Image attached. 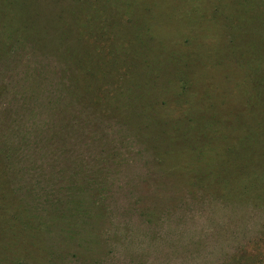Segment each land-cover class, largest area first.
<instances>
[{
  "label": "rangeland",
  "instance_id": "374dc122",
  "mask_svg": "<svg viewBox=\"0 0 264 264\" xmlns=\"http://www.w3.org/2000/svg\"><path fill=\"white\" fill-rule=\"evenodd\" d=\"M136 6L142 10L135 7L125 17L122 10L109 32L82 45L91 68H101L92 84L111 86V96L124 100L129 64L139 57L132 108L156 98V113L162 109L182 123L187 114L202 125L217 122L239 146L251 134L254 142L244 155L254 171L261 170L264 0H140ZM75 8L74 0H22L13 11L0 9V29L29 26L43 40L37 49L17 44L0 57V88L8 90L0 99V264H32L24 259L25 248L40 264V246L60 257L54 264H233L244 254L256 259L264 250L254 244L264 240V184L258 190L252 185L256 191L246 202L192 196L183 166L172 156L161 158L168 147L166 138L157 139L158 127L154 147L161 152L154 154L145 134L138 141L132 128L119 125L113 113L119 101L107 111L49 103L52 86L64 75L49 37L64 42L56 30L66 20L60 12H71L73 22ZM46 45L50 51L43 55ZM40 76L46 80L41 94ZM187 82L194 91L188 92ZM158 158L163 166L156 165ZM194 162L206 169L202 159ZM170 169L181 174L170 175ZM85 176L94 181L79 199L92 215L71 220L77 234L70 239L61 233L64 222L52 224V208ZM27 218V225L16 223Z\"/></svg>",
  "mask_w": 264,
  "mask_h": 264
},
{
  "label": "trees",
  "instance_id": "16d2710c",
  "mask_svg": "<svg viewBox=\"0 0 264 264\" xmlns=\"http://www.w3.org/2000/svg\"><path fill=\"white\" fill-rule=\"evenodd\" d=\"M117 1L121 5L120 7L116 6ZM138 1L140 2V0H74L76 10L73 13V22L70 20L71 12L69 15L60 12L61 17H64L66 20L63 23L59 22L60 25H56V30L62 32L63 37L61 39L64 42L57 43L58 39L48 37L50 39L49 45L51 43L55 45L52 50L55 51V58L62 65L61 70L64 72V75L55 86H52L56 88L49 94L51 96L49 103L62 105L64 100L68 102L65 104V108L74 107V105L89 108L93 105L99 107L101 111H107V105L109 106L111 101L115 104L114 100H117L121 103V107H114L113 113L119 116V125H128V127L132 128L138 141L144 139L145 134L146 139L151 144V150L156 149L154 154L161 152L157 147H154V145H157V140L154 137L156 133H154L153 127H158L161 135L156 137L163 140L166 138V145L168 147V149L163 150L165 156L162 154L161 158L172 156L174 160H177L178 166H183L182 170L187 171L188 175H186L187 186L185 188H187V192H190L192 196L198 195L197 193H203L205 196L221 198L226 201H249L251 191H256L253 187L258 184V190L262 188L259 186L264 184V167L261 170L254 171L252 166L249 165L251 164L250 157L244 155L245 150L251 148L253 145L254 141L253 137H250L251 134L243 138L244 142L239 146V140L230 135H225L221 129H218L217 122H206L207 124L202 125L197 120V116L191 114L188 116L187 109H185L187 110V118L183 121L184 123L177 122L178 119L176 117L173 118L168 114H160L162 109L160 112L157 110L156 113V105L154 104L156 103V98H152L151 100L146 98L142 103L132 108L130 106L134 101L132 93L139 89L135 80L136 66L134 65L139 57L136 59L132 58V63L129 64L131 77L125 86L127 94L124 100L122 97H118L117 94L111 96V86L103 87L92 84L91 78L93 76L94 78L98 77L96 71L101 76V68H91L87 57L88 54H84L85 50H83L82 45L84 46V43L88 39L100 38L104 33L109 32L111 27L116 23L114 20L121 18L122 10H124V17L131 15V11L135 7L141 11L142 9L136 6ZM21 2L22 0H0V9L13 11V8L17 7L18 3ZM98 17H100V23ZM128 21L129 18L125 22ZM42 42L41 32L40 35L37 32L30 33L29 26L25 27L19 24L7 26L0 29V57L2 58L5 54H9V48L14 45L21 44L33 50L37 49ZM40 50L43 55L45 54L44 52L50 51L47 45L43 48L40 47ZM44 81H46L45 78L40 76V94L46 88H43ZM91 85L94 86V89H92ZM175 88L173 87V89ZM188 90V92H191L195 88L192 89L189 84ZM7 91L6 87L0 88V99ZM48 93L50 92L48 91ZM19 94L21 93L17 92L16 95ZM21 97H25V100L22 101L27 102L30 95L24 92ZM162 101H166L165 97ZM186 102L189 103L187 99ZM155 119L161 120V124L155 123ZM150 127L152 128L151 130H149ZM143 130L144 133H142ZM146 130H149V132ZM38 143H40L39 140ZM218 146H221L224 150L219 149ZM214 154H217L221 158V162L216 161ZM111 158L116 159L114 156ZM161 158H158L160 162L155 161L157 166H163ZM201 159L207 164L205 170L197 169L195 166L194 161ZM247 161L249 162L248 164H246ZM169 173L170 175L178 176L180 171L170 169ZM182 175H184L183 171ZM73 179H75V176ZM83 179V182L79 184L74 182L71 187H67V191L70 192L67 199L52 208L53 215L55 216L52 224L56 226L62 225L64 222L61 233L70 239H72L74 234H77L74 233V228L76 227L71 220L78 217L90 218L92 215L86 208L87 201L79 198H83V194L85 193L84 188H89L94 179H90L88 176H85ZM252 181H254L253 184ZM255 197H257L256 194ZM257 200L259 203L256 205H261L260 200L258 198ZM101 209L106 214L107 211L103 208ZM101 215L103 214H99V216ZM147 215L150 216L149 218L154 216L152 213H147ZM29 222L30 220L27 218L16 223H26L27 225ZM27 229L34 231L31 228ZM254 244L263 250V237L255 241ZM26 249L28 248L23 249L26 253L24 259L29 260L32 264H38L34 260L35 254H31L30 249ZM49 249L45 246H40V256L45 258L44 261H40V264H54L55 261L60 259L57 254L55 256L54 252ZM241 259L243 264H264V250L254 260L245 257L244 254L242 258L233 257L232 262L233 264H239Z\"/></svg>",
  "mask_w": 264,
  "mask_h": 264
}]
</instances>
